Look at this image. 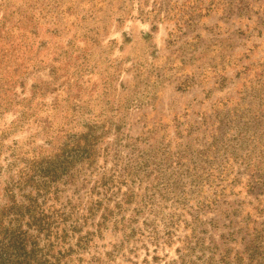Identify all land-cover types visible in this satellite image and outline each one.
Masks as SVG:
<instances>
[{"label": "rangeland", "instance_id": "obj_1", "mask_svg": "<svg viewBox=\"0 0 264 264\" xmlns=\"http://www.w3.org/2000/svg\"><path fill=\"white\" fill-rule=\"evenodd\" d=\"M1 48L0 209L31 160L69 161L13 189L67 232L60 264L217 258L264 228V0H0Z\"/></svg>", "mask_w": 264, "mask_h": 264}, {"label": "trees", "instance_id": "obj_2", "mask_svg": "<svg viewBox=\"0 0 264 264\" xmlns=\"http://www.w3.org/2000/svg\"><path fill=\"white\" fill-rule=\"evenodd\" d=\"M3 53L4 49L1 48L0 56ZM84 136L86 134L72 142L74 147L67 152V158L73 159L78 153L86 158L92 156L91 148H87L85 141L81 142ZM57 158L52 156L45 158L44 161L31 160L28 167L17 172L12 187L7 189L10 200L0 209V264L61 263L60 253L56 254L54 250L67 236V232H62L60 228L61 223L52 212L40 208L41 205L35 195L23 194L24 197L17 200L13 192V189L16 191L27 186L40 192L42 188L56 182L70 167L69 161L61 162ZM6 217L8 220L4 223ZM246 219L250 221L247 217ZM244 233L246 238L242 237L243 244L240 250L225 247L217 258L210 252L192 259L189 253L186 254L188 258H185V255L181 258L180 264H264V228L250 227ZM81 243V236L76 237L75 244L78 246ZM72 250L73 247L69 245L64 251ZM201 252L205 253L204 250Z\"/></svg>", "mask_w": 264, "mask_h": 264}]
</instances>
